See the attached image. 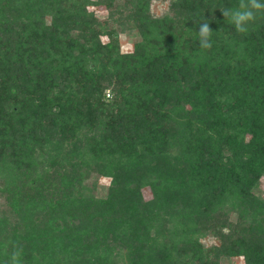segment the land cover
Returning <instances> with one entry per match:
<instances>
[{
	"label": "trees",
	"instance_id": "obj_1",
	"mask_svg": "<svg viewBox=\"0 0 264 264\" xmlns=\"http://www.w3.org/2000/svg\"><path fill=\"white\" fill-rule=\"evenodd\" d=\"M149 1L0 0V264H264V16L240 34L238 0Z\"/></svg>",
	"mask_w": 264,
	"mask_h": 264
},
{
	"label": "rangeland",
	"instance_id": "obj_2",
	"mask_svg": "<svg viewBox=\"0 0 264 264\" xmlns=\"http://www.w3.org/2000/svg\"><path fill=\"white\" fill-rule=\"evenodd\" d=\"M167 0H150L149 1V12L154 15L158 16L167 11ZM87 10L91 11L96 18L101 20H107L109 23L112 24V27L117 31V42H118V48L120 52H130L132 50V46L135 43V41L138 39V35H136V29L132 25L131 21H125L122 24L116 23L112 21L111 19H115V16L109 17L108 11L106 8H104L102 5H93L90 4L87 6ZM122 30V31H120ZM100 41L102 43L108 41V37L106 35H100L99 36ZM108 95L107 93L105 94ZM3 170V171H2ZM6 170L1 169L0 170V210L5 209L7 207L6 205V196L3 191V186H1L2 182H6ZM109 179L107 177L97 176L95 175V184H96V190L95 193L98 194L101 192V188L104 189V187L108 184ZM87 184L90 185V180L87 181ZM142 194L145 198L149 197V191L147 188H143ZM255 194L264 197V176L260 178L259 185L257 186L255 190ZM231 220L234 218V214L230 215ZM201 242L204 245H210L212 243H215L216 240L210 236L206 235L203 238H201ZM226 264H243V260L240 256H232L229 258L222 259Z\"/></svg>",
	"mask_w": 264,
	"mask_h": 264
},
{
	"label": "clouds",
	"instance_id": "obj_3",
	"mask_svg": "<svg viewBox=\"0 0 264 264\" xmlns=\"http://www.w3.org/2000/svg\"><path fill=\"white\" fill-rule=\"evenodd\" d=\"M220 11L225 20L234 26L237 33L246 34L249 31V26L256 21L258 16H264V0H238L235 7H222ZM196 32L199 37V47L202 49L211 48L213 30L209 23L207 21L200 23ZM22 256L23 246L14 244L6 264H23Z\"/></svg>",
	"mask_w": 264,
	"mask_h": 264
}]
</instances>
